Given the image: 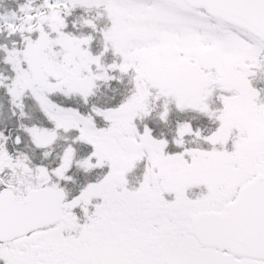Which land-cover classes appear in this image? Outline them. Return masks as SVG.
<instances>
[{
	"label": "snow or ice",
	"instance_id": "obj_1",
	"mask_svg": "<svg viewBox=\"0 0 264 264\" xmlns=\"http://www.w3.org/2000/svg\"><path fill=\"white\" fill-rule=\"evenodd\" d=\"M0 264H264V0H0Z\"/></svg>",
	"mask_w": 264,
	"mask_h": 264
}]
</instances>
